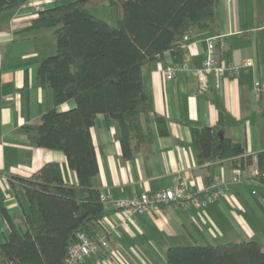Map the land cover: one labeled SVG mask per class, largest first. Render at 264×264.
Masks as SVG:
<instances>
[{
	"label": "crops",
	"instance_id": "0c3cea01",
	"mask_svg": "<svg viewBox=\"0 0 264 264\" xmlns=\"http://www.w3.org/2000/svg\"><path fill=\"white\" fill-rule=\"evenodd\" d=\"M59 3L61 0H29L20 9L0 15V245L10 233L3 209L15 224H23L11 177L28 178L46 163L57 162L66 181L77 183L76 172L68 168L62 152L34 146L23 132V127L37 124L54 107L53 92L38 86L37 72L40 61L57 50L53 30L23 31L38 18L35 5L48 9ZM217 11L210 28L187 34L183 65L188 70L166 80L165 69L175 64L170 51L143 68L144 87L154 104L150 146L127 158L118 122L97 116L92 137L99 174L93 184L113 200H133L181 183L189 184L195 192L205 191L211 175L222 179L226 195L205 209L172 203L131 218L106 205L112 212L101 221L98 234L106 235L109 249L90 255L83 264H165L170 247L226 238L237 242L244 236L251 240L257 231L264 230V185L239 182L234 159L214 166L201 164L193 144L192 128L214 127L225 120L223 136L246 148V156L251 157L249 166L260 167L259 155L264 152V95L254 94V84L264 83V0H218ZM212 37H219L221 61L239 65L240 73L232 76L227 71L218 79L210 75V88L197 95L196 69L207 58ZM75 105L69 102L58 110ZM156 116L167 119V136L160 135Z\"/></svg>",
	"mask_w": 264,
	"mask_h": 264
},
{
	"label": "trees",
	"instance_id": "16d2710c",
	"mask_svg": "<svg viewBox=\"0 0 264 264\" xmlns=\"http://www.w3.org/2000/svg\"><path fill=\"white\" fill-rule=\"evenodd\" d=\"M29 0H0V15L15 11ZM114 7L117 24L98 18L92 9ZM218 0H75L39 12L23 32L51 29L56 53L39 63L38 86L53 92L54 107L37 124L23 127L31 144L62 152L77 183L66 181L62 165L49 162L28 178L11 177L10 185L23 224L3 209L10 233L0 245V264H65L79 235L98 234L101 221L112 211L101 200L93 181L99 166L92 128L102 114L118 122L124 154L153 143L149 128L153 96L144 87L143 68L171 52L184 64L179 43L195 30H206L218 15ZM2 72L0 71V109ZM69 102L75 107L58 108ZM162 136L169 134L167 119L156 116ZM192 128L201 164L217 165L234 159L235 167L251 165L246 148L223 136L221 127ZM264 170V152L259 155ZM213 178L208 177V185ZM166 264H264V243L243 240L224 244L170 247Z\"/></svg>",
	"mask_w": 264,
	"mask_h": 264
},
{
	"label": "built area",
	"instance_id": "2783aa9c",
	"mask_svg": "<svg viewBox=\"0 0 264 264\" xmlns=\"http://www.w3.org/2000/svg\"><path fill=\"white\" fill-rule=\"evenodd\" d=\"M44 9L46 7L42 5H36L35 7L38 13ZM188 41L189 36L186 35L179 45L185 49ZM218 42L219 37H212L208 40V56L203 61L201 67L196 69L199 79V87L195 91L197 95L205 93L210 88V75L218 79L225 75L227 71L232 76H237L240 73L239 65L226 64L221 61V55L217 51ZM244 66L247 65L245 64ZM188 69L189 67L186 65L173 64L167 66L164 75L167 81H171L178 71ZM254 94L256 97L264 95V83L256 82L254 84ZM235 176L239 182L249 181L264 185V170L260 169V167H236ZM253 194H256V192H253ZM225 195L226 192L223 189L222 179L216 176L211 185L205 191L201 192H195L189 184L181 183L174 188L157 190L152 193H143L140 197L133 200H113L108 194L102 195L101 200L105 205L131 218L137 214L157 211L172 203H178L196 209H205L210 205L216 204ZM109 246L110 242L106 235L96 234L90 237L86 233H81L78 242L70 248L65 259V264H83L87 257L108 250Z\"/></svg>",
	"mask_w": 264,
	"mask_h": 264
},
{
	"label": "rangeland",
	"instance_id": "374dc122",
	"mask_svg": "<svg viewBox=\"0 0 264 264\" xmlns=\"http://www.w3.org/2000/svg\"><path fill=\"white\" fill-rule=\"evenodd\" d=\"M74 1L75 0H61V3H59V4H68V3H71V2H74ZM35 7H36V5H35ZM92 11L95 14V16H97L98 18L106 20V21H108V22H110V23H112L114 25L117 24V21H118L117 11H116V9L114 7H109L108 5H106V6H97V7H94L92 9ZM46 39H49V38H46ZM50 39H51V37H50ZM50 56H52V55H50ZM50 56H48V57H50ZM48 57H46V58H48ZM228 240L229 239L226 238L224 240L214 241L212 244H224L226 242H229ZM236 240H237V242H239V240L242 241V240H250V239H248L247 237L244 236V237H241L240 239H236ZM251 240H257V241H260V242L264 243V230L261 231V232L257 231V233L255 234V237L253 239H251ZM203 244L204 243H201V245H203ZM188 246H190V245H188ZM158 264H161V263H158ZM162 264H164V263H162Z\"/></svg>",
	"mask_w": 264,
	"mask_h": 264
},
{
	"label": "water",
	"instance_id": "95a60500",
	"mask_svg": "<svg viewBox=\"0 0 264 264\" xmlns=\"http://www.w3.org/2000/svg\"><path fill=\"white\" fill-rule=\"evenodd\" d=\"M107 5H109V4H107Z\"/></svg>",
	"mask_w": 264,
	"mask_h": 264
}]
</instances>
